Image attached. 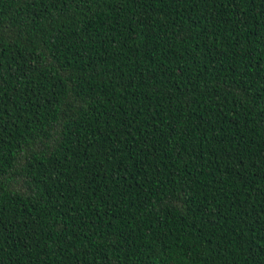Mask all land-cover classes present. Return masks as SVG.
<instances>
[{
  "label": "trees",
  "instance_id": "16d2710c",
  "mask_svg": "<svg viewBox=\"0 0 264 264\" xmlns=\"http://www.w3.org/2000/svg\"><path fill=\"white\" fill-rule=\"evenodd\" d=\"M0 264H264V0H0Z\"/></svg>",
  "mask_w": 264,
  "mask_h": 264
}]
</instances>
